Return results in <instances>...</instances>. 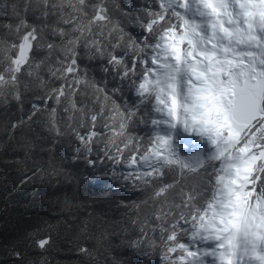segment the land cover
Instances as JSON below:
<instances>
[{
    "label": "snow or ice",
    "instance_id": "snow-or-ice-1",
    "mask_svg": "<svg viewBox=\"0 0 264 264\" xmlns=\"http://www.w3.org/2000/svg\"><path fill=\"white\" fill-rule=\"evenodd\" d=\"M8 7L0 105L14 101L19 116L6 115L3 127L33 160L32 176L58 183L65 168L64 158L55 162L56 145L67 143L72 161L104 176L110 167L114 181L148 193L119 202L127 219L111 231L91 214L82 231L91 223L106 240L159 252L162 264H264V0H147L135 12L119 0ZM83 61H99L104 79ZM125 89L136 98L131 106L116 99ZM181 135L207 150L183 154ZM37 148L52 154L47 165L36 163ZM35 244L46 252L52 238ZM77 250L94 259L89 248ZM13 254L25 264V253Z\"/></svg>",
    "mask_w": 264,
    "mask_h": 264
},
{
    "label": "trees",
    "instance_id": "trees-1",
    "mask_svg": "<svg viewBox=\"0 0 264 264\" xmlns=\"http://www.w3.org/2000/svg\"><path fill=\"white\" fill-rule=\"evenodd\" d=\"M12 2L14 0H0V23L10 19L8 6ZM119 3L126 11L135 12L147 0H119ZM128 30L134 34L140 31L133 27ZM83 64L88 65L91 75L101 81L104 79L99 61H83ZM108 81L111 90L112 78L108 77ZM116 99L121 105L127 103L131 106L136 98L125 89L122 95L117 94ZM6 115L13 118L19 116L14 101L7 109L0 105V264H19L13 254L15 248L26 254L25 264H41V261L44 264H104L105 257L110 264H162L159 252L143 255L122 245L119 236H110L106 240L104 229L91 223L87 230L82 231L83 221L90 214L97 224L105 225L111 231L113 221L127 219L124 216L126 209L119 202L124 200L130 204L145 198L148 193L114 181L110 167L108 175L104 176L100 170L88 166L83 159L72 161L70 157L73 149L67 143L56 145L55 162L59 164L60 159L64 158L65 168L58 183L56 179L49 180L47 176L43 179L40 175L32 176L30 169L35 167L33 160H26L24 150L15 141H9L4 132L3 120ZM34 127L42 137L48 135L42 127ZM132 130L140 136H144L147 131L143 125H133ZM183 142L178 144V150L185 155L200 149L192 140H189L186 147ZM36 143L50 146V142L43 140H37ZM203 149L207 150L206 145ZM51 155L41 154L37 148L34 159L36 163L47 165ZM27 176L32 178L22 183ZM30 233L33 236L21 243L22 238ZM49 235L52 245L48 251L42 252L36 246L35 238ZM81 246L92 250L94 259L82 256L77 250ZM106 248L110 249L107 253Z\"/></svg>",
    "mask_w": 264,
    "mask_h": 264
},
{
    "label": "rangeland",
    "instance_id": "rangeland-1",
    "mask_svg": "<svg viewBox=\"0 0 264 264\" xmlns=\"http://www.w3.org/2000/svg\"><path fill=\"white\" fill-rule=\"evenodd\" d=\"M187 140H188V141H187ZM189 140H190V141L192 140V142H196L198 148H205V144L200 143L196 138L185 137V136H183V135H181V136L178 138V144H179V143L182 144V143H184L183 141H185V147H186V146H187L186 144L189 142ZM206 148H207V146H206Z\"/></svg>",
    "mask_w": 264,
    "mask_h": 264
}]
</instances>
